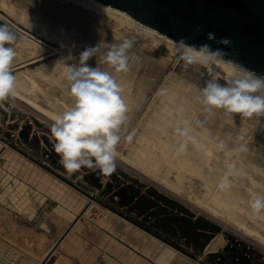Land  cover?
<instances>
[{
    "label": "bare ground",
    "instance_id": "obj_1",
    "mask_svg": "<svg viewBox=\"0 0 264 264\" xmlns=\"http://www.w3.org/2000/svg\"><path fill=\"white\" fill-rule=\"evenodd\" d=\"M25 2L30 3L31 8L27 9L28 11L22 17L19 11L9 12L10 10L8 11V8L0 0V10L9 17L6 18L0 14V20L8 24L18 37L14 46L19 54L12 65V71L15 70L14 74L17 77V92L14 97L21 101H24L22 97L25 98V93L33 87L31 80L33 75L45 76L46 73L52 72L54 80L64 72L67 62L63 58L69 53L73 55L76 44L79 45L82 52L86 47H94L100 41L106 40V42L114 43L118 42L115 40L116 37H127L134 40V45L129 52V70L126 73L118 74V79L124 87L123 96L128 106L126 122H129L133 117L129 108L141 107L146 99L147 90L150 88L149 78L143 79L142 75L145 73L141 74L142 78L140 79L138 76L142 72H136L139 66L134 60L141 61V59L139 55L135 56L132 52L136 48L135 37L148 38L155 45L178 55L176 52L178 43L147 34L120 20L96 0H21L20 3ZM46 40L55 41L58 47L46 43ZM104 51L106 49L101 48L100 52ZM54 55H58V57L49 59ZM94 57L88 61L90 66H96L100 59V53ZM45 59L49 60L34 68H27L28 72L18 70ZM145 64L147 65V63ZM148 64L150 65V63ZM101 67L108 68L105 65H101ZM146 69L148 70V67ZM146 69L145 71H147ZM230 72L217 63L208 66L191 65L183 68L178 76L170 82L167 87V95L163 96L162 102L155 108L153 115L147 121L145 129L140 132L136 140L139 144L137 151L125 154L123 159L140 166L148 173L151 171L146 169L147 163L158 162L164 166V173L166 172L164 183L167 185L176 188L177 185L184 184L187 191L183 189L182 194H194L200 205H205L210 200L211 207L208 209L215 211L223 219L232 222L239 228H247L239 216L242 214L255 223L257 228L264 230L262 224L264 212L254 215L249 207V202L257 194L264 195V161L257 147L256 150L253 148V153L240 151L241 146L244 148L247 146L245 140L248 136L246 134L249 125L256 122L257 116L246 118L236 113L226 114L222 110H216L213 115H208L203 112V106H198L196 100L199 89L204 86L206 80L210 79L211 74L226 80ZM178 77L184 78V81ZM65 88L66 86L62 90L67 94ZM189 96L192 97V103L184 108L183 105ZM47 102L48 105H51L53 117L66 107L51 100H47ZM28 105L34 108L32 104ZM181 107L183 108V118L188 120L192 129L191 134L196 137L199 147L191 141H187L186 138L180 137L175 131L178 110ZM227 117L233 120L229 124H225ZM236 125H239L240 128ZM122 129L124 130V128ZM261 131L257 132L255 137L253 136L254 146H258V143L262 142L259 140ZM181 143L185 144V149L182 153L177 154V148ZM134 146L136 144H132L130 149L133 150ZM246 148L248 150V147ZM231 153L234 156L228 159ZM243 165L249 168L246 175L241 169ZM172 171L175 172V175L169 176ZM228 175L231 176L230 180L227 178ZM225 177L229 182V188L221 190L218 185ZM170 179L173 181L172 183H169ZM254 187H259V190L254 191ZM255 218L260 222H256ZM214 238L215 235L208 243L212 242Z\"/></svg>",
    "mask_w": 264,
    "mask_h": 264
},
{
    "label": "water",
    "instance_id": "obj_2",
    "mask_svg": "<svg viewBox=\"0 0 264 264\" xmlns=\"http://www.w3.org/2000/svg\"><path fill=\"white\" fill-rule=\"evenodd\" d=\"M96 1L105 6L120 20L147 34L176 43L183 40L187 44L197 47L209 44L213 49L222 50L225 61L230 60L244 69L258 75H264V0ZM0 14L9 18L1 10ZM0 23L3 22L0 21ZM16 25L20 26L17 23ZM12 31L17 38V33L14 30ZM209 32L215 34L216 40L207 39ZM221 38H228L231 44L218 43L217 41ZM219 65L232 71L227 64ZM14 128L17 129V126L15 125ZM29 135L30 124L28 123L27 126L22 128L19 137L23 139V143L29 149H33L32 153L37 157L40 149V138L33 135V140L30 141ZM43 143L48 149L42 150V158L49 156L51 165H56L55 158L50 155L59 156L55 152L54 146H51L46 139H43ZM6 144L11 145L7 142ZM13 148L40 165L28 153L14 146ZM81 170L84 172L81 174L82 181H78L77 184L66 179L62 180L83 195L92 198V200H96V198L87 193L91 187L101 190V195L107 194L110 202L119 206H128V210L142 216L144 222H149L150 226L155 229L181 240L186 247L191 248L193 253H189L174 243L162 239L132 218L102 203L107 209L188 257L197 260L199 264H250L241 252L233 248V245H241L242 243L231 235L222 232V228L218 224L203 216H196L182 203L155 188L147 187L145 183L140 182L118 167L115 166L114 171L108 175L103 174L97 168L82 167ZM81 170L70 173L71 177H77ZM103 179L109 181L104 183ZM83 182L87 185H84ZM127 182H130V184ZM141 188H144V193H141ZM218 233L225 236L227 241L225 247L216 253H205L207 243ZM229 241L233 245L229 244ZM51 253L47 255L43 263ZM197 256H202L203 259L198 260Z\"/></svg>",
    "mask_w": 264,
    "mask_h": 264
},
{
    "label": "clouds",
    "instance_id": "obj_3",
    "mask_svg": "<svg viewBox=\"0 0 264 264\" xmlns=\"http://www.w3.org/2000/svg\"><path fill=\"white\" fill-rule=\"evenodd\" d=\"M207 39L216 40V36L209 32ZM115 40L118 42L100 41L94 47H86L78 56L69 53L63 58L67 62L65 90L71 103L54 117L51 134L55 140L54 150L60 157L59 163L68 173L88 167L108 175L115 169L117 145L128 111L118 74L128 72L129 52L134 45V40L127 37H116ZM15 41L16 35L9 25L0 23V102L17 92V77L12 71L17 56L12 46ZM217 42L231 44L228 38ZM101 48L106 51L101 53ZM176 52L186 66L219 63L232 69L224 83L213 77L199 89L196 100L203 106L204 113L213 115L216 110H222L226 114L236 113L246 118L264 116V75L244 69L230 60L225 61L222 50L213 49L209 44L197 47L182 40L178 42ZM97 53H100V59L96 66H90L88 61ZM160 94L166 96L167 90L161 89ZM182 113L181 107L175 131L199 147ZM184 149L185 144L181 143L177 154ZM245 150L241 146L240 151ZM218 187L221 190L229 188L226 177ZM249 207L254 215L264 212V195L257 194L249 202Z\"/></svg>",
    "mask_w": 264,
    "mask_h": 264
},
{
    "label": "rangeland",
    "instance_id": "obj_4",
    "mask_svg": "<svg viewBox=\"0 0 264 264\" xmlns=\"http://www.w3.org/2000/svg\"><path fill=\"white\" fill-rule=\"evenodd\" d=\"M19 1L21 2V0ZM19 1L16 0L15 2V0H2V3L6 8H8V11L10 10L9 12L13 13L19 11L21 16L24 17L26 11L30 10L31 4L28 2L20 3ZM22 6L23 8H21ZM38 17L39 15L37 14V18ZM17 39L18 37L16 38V40ZM45 42L50 45H54V47H58L55 41L46 40ZM12 46L15 48L14 45ZM135 46L136 48H134L132 52L135 56L139 55V58L141 59V61L137 59L134 60L135 63L139 66L138 67L139 69L136 70V72L137 73L142 72L138 76L140 79L142 78L140 77L141 74L143 73H145V75L147 74L146 76L145 75L142 76L143 79L145 80L149 78L148 85L150 88L147 90L146 99L142 103L141 107L129 108L133 114V117L129 122H126L127 121L126 118V121L122 127L124 128V130L122 129L121 131V140L117 145L118 155L115 161V166L118 167L120 170L125 171L130 176L135 177L140 182L145 183L147 187L155 188L158 191L166 194L168 197L182 203V205H184L185 207L189 208L192 212H194L196 216H203L206 219L218 224L222 228V232L231 235L232 237L236 238L238 241L242 243L241 245H233L231 241L228 242L229 244L233 245V248L241 252L242 256L250 264H264V230L261 228H257L256 224L253 223L246 216L239 214L241 220L245 224V227H247L246 229L239 228L235 226L232 222L223 219L215 211L208 209V207H211L210 200L205 205H200L198 201L195 199L194 194L192 195L184 194V193L182 194L181 191L183 189L187 191V188L185 187L184 184L177 185V187L175 188L172 185H167L166 183H164V174L166 172L164 173V166H162L158 162H152L151 164L147 163L146 169L151 171V173H148L140 166L132 164L123 159V157H125V154L135 153L137 151L139 144L137 143L136 140L140 132L145 129V125L153 115L155 108L163 100V96L160 94L161 89L167 90V87L169 86L170 82L173 81L174 77L178 76V73L183 68L187 67L184 64V62L179 59V56L177 54L170 53L168 50L163 49L158 45H155L148 38L135 37ZM73 50H74L73 51L74 56H78L79 53L81 52L78 44H76V47ZM16 53L17 55L19 54L17 50ZM55 57L57 58L58 55L56 56L54 55L49 59ZM94 58H98V57H94ZM49 59L41 60L39 61L40 63L38 62L28 67H24L22 69L20 68L18 70H24V72H28L27 68H34L37 65H41L45 63ZM145 63H147V65ZM148 63H150V65ZM145 66L146 68L148 67V70L145 68ZM145 69L147 71H145ZM159 69H161L162 71ZM66 71H67V65L64 69V72L58 75L56 78H54V80H53L52 72L46 73L45 76L33 75L31 77V80L33 81V87L31 88L30 91L25 93V98L22 97V100L24 101H21V99H18L17 97L13 96L4 102H0V139L3 140L5 143L6 142L10 143L11 145L7 144L9 147L11 146L13 148L14 146L34 157L35 160L39 162L40 165H42L40 166L39 164L34 162L37 166L41 167L44 171H47L52 175H55L59 180L63 181L62 179H66L71 183L77 184L78 181H82L81 174L84 172L81 169H79L81 170L80 174L77 177L72 178L70 173H68L67 170L59 163L60 160L59 156L50 154L55 158L56 165H51V163L49 162V156H46L44 159L42 158V150L48 149L44 145L43 139L48 140L51 146H54L55 143L51 135V126L54 123V117L52 116L51 105H48L47 100L61 103L66 107L71 103V100L68 97V95L65 94L62 90V88L65 87L67 84V81L65 79ZM13 73H15V70L13 71ZM213 77L218 79L220 83L225 82V80L221 78H217L213 74H211L209 78L211 79ZM178 79L184 81V78L178 77ZM191 98H192L191 96L187 98L185 105H183L184 108L187 107L188 104L192 103ZM29 103L32 104L34 108L29 106L28 105ZM198 106H202V105L198 103ZM232 121L233 120L230 117H227L225 120V124H229ZM262 122L264 123V116H259L256 118L255 123L249 125L248 133L246 134L248 137H246L245 140V143H247L246 147H248V150L245 147L246 149L245 151L246 152L249 151L248 153H253L254 151L253 148L255 149L257 147V149L260 150L259 153L264 161V134H263L264 125ZM28 123L30 124V135H29L30 141L33 140L34 137L33 135H36L37 137L40 138V149L38 151L37 157L34 155V153H32L33 149H29L26 146V144L23 143L22 141L23 139L19 137L22 128L27 126ZM15 125L17 126V129L14 128ZM236 127L240 128L239 125H236ZM258 129L259 131H257ZM260 130L262 131L260 134L261 136H259L260 138L259 140H262V142L260 141L258 143V146L256 145L254 146L253 139L257 134V132H260ZM132 144H136L133 150L130 149V146ZM258 147H261L262 149ZM254 155H256V153H254ZM233 156H234L233 153H231L228 156V159H230ZM210 163L212 164V162ZM241 169L242 171L245 172V175L246 173L249 172V168L246 165H243ZM8 175L9 173L7 171L2 170L0 168V192L2 191L3 188L6 190V188L13 186L11 184V181L9 180ZM171 175L174 176L175 172L174 171L170 172L169 176ZM227 178L230 180L231 176L228 175ZM107 181H108L107 179H103L104 183ZM172 182L173 181L170 179L169 183ZM83 183L84 185H87L85 182ZM127 183L130 184V182ZM253 189L254 191H258L259 187H254ZM74 190L79 192L76 189ZM140 190L141 193H144V188H141ZM87 193L92 197L96 198V200H92V198L87 197L81 193L83 197L86 199L87 203L92 204L94 206L104 207L102 205L103 203L108 205L109 207L114 208L116 211L126 215L127 217L134 219L137 223L144 222L142 216H138L135 212L129 211L128 206H119L115 203L110 202L107 194L101 195V190L91 187L90 191H87ZM106 211H108V213H112L113 215H115V217L120 219L121 222L123 223L127 222L126 219L122 218L121 216L117 215L111 210L107 209ZM255 221L260 222L259 219L257 218H255ZM54 224L57 232L59 233L62 230H64V228L67 227L69 224L68 218L66 216H63L62 212L59 209L56 210V222ZM144 224L145 226L149 227L151 231L157 233L160 236L167 237L170 240L176 242L179 240L175 237H172L170 234H166L155 229L154 227L150 226L149 222H145ZM262 224L264 226V222ZM212 242H214V244L211 248L215 249L216 246H218V244L219 247L221 248L225 247L227 241L222 233H218L215 235V238ZM185 247L184 250L186 249ZM189 253H193V251L191 250ZM207 253H213V251L210 250Z\"/></svg>",
    "mask_w": 264,
    "mask_h": 264
},
{
    "label": "crops",
    "instance_id": "obj_5",
    "mask_svg": "<svg viewBox=\"0 0 264 264\" xmlns=\"http://www.w3.org/2000/svg\"><path fill=\"white\" fill-rule=\"evenodd\" d=\"M0 168L13 185L0 192V264H199L129 221L121 222L106 207L87 203L80 192L1 139ZM57 209L69 220L60 233L54 224ZM171 242L185 247L181 240ZM213 244L204 252L222 249L219 244L212 249Z\"/></svg>",
    "mask_w": 264,
    "mask_h": 264
},
{
    "label": "flooded vegetation",
    "instance_id": "obj_6",
    "mask_svg": "<svg viewBox=\"0 0 264 264\" xmlns=\"http://www.w3.org/2000/svg\"><path fill=\"white\" fill-rule=\"evenodd\" d=\"M134 220V219H133ZM135 221V220H134ZM145 222H141V223H139L140 225H142L143 227H145V228H147V229H149V227H147V226H145V224H144ZM150 230V229H149ZM153 232V231H152ZM154 233V232H153ZM156 235H158L157 233H155ZM158 236H160V235H158ZM162 239H166V240H168V241H170L171 242V240L169 239V238H167V237H164V236H160Z\"/></svg>",
    "mask_w": 264,
    "mask_h": 264
}]
</instances>
